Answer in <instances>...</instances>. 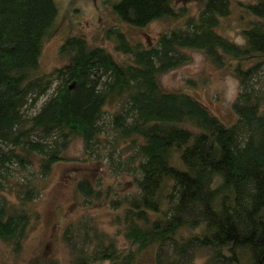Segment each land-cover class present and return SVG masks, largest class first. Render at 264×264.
Returning a JSON list of instances; mask_svg holds the SVG:
<instances>
[{"label": "trees", "instance_id": "obj_1", "mask_svg": "<svg viewBox=\"0 0 264 264\" xmlns=\"http://www.w3.org/2000/svg\"><path fill=\"white\" fill-rule=\"evenodd\" d=\"M107 2L134 28L190 15L172 0ZM239 6L250 16L244 45L218 30L233 0H203L197 17L152 48L133 44L118 28L108 31L128 62L71 32L61 47L68 64L40 74L45 41L58 26L57 0H0V146L9 148L0 149V173L36 156L49 176L75 138L87 155L97 154L112 109L119 149L113 169L133 177L134 192L122 182L105 189L78 181L85 201L109 202L116 232L89 220L68 225L63 241L72 264H195L199 250L212 251L214 264H264V0ZM193 51L239 80L235 123L222 122L188 93L162 88L160 77L190 63ZM1 178L0 242L21 251L39 217L30 210L38 189L13 203L2 195Z\"/></svg>", "mask_w": 264, "mask_h": 264}, {"label": "rangeland", "instance_id": "obj_2", "mask_svg": "<svg viewBox=\"0 0 264 264\" xmlns=\"http://www.w3.org/2000/svg\"><path fill=\"white\" fill-rule=\"evenodd\" d=\"M172 1L177 9L186 7L190 15L178 20L155 21L145 28H134L117 19L107 0H57L60 7L57 30L45 41L38 73H51L68 64L67 58L61 55V47L71 32L86 38L94 46L106 48L120 62H128L125 56L116 52L115 42L108 38V31L118 28L133 44L140 43L146 48L155 47L163 34L185 27L190 16L197 17L203 5V0ZM258 1L233 0L232 13L223 20L219 32L232 41L246 44L242 31L247 28L250 16L239 5ZM190 55V63L160 77L162 88L169 92L188 93L206 105L222 122L227 125L235 123L237 117L233 104L239 94L240 85L232 69L217 68L200 51H193ZM259 81L262 84L264 82V67ZM44 100L40 101L37 108L27 109V117L33 116ZM113 113L112 109H108L104 123L106 136L97 154L87 155L83 141L75 138L68 146L66 160L55 163L49 176L42 175L40 159L36 156H31L32 162L25 167L10 164L1 170L4 185L2 195L9 201L18 203L19 197H23L27 191L33 187L38 189L39 194L30 210L36 213V217L39 214V217L33 219L21 251H17L13 244L0 242V264H72L71 252L63 241V234L68 225L78 224L80 220H89L111 233L116 232L113 225L115 213L109 202H87L76 188L79 180L87 178L94 186L99 185L105 189L106 186L115 187L122 182L126 189L132 192L136 190L131 174L119 176L113 169L112 153L119 150L117 148L114 151L113 148ZM0 149L9 150L6 145L0 146ZM124 149L126 158L130 153ZM212 254L209 250L197 251L195 264H214ZM143 264L152 262L146 261Z\"/></svg>", "mask_w": 264, "mask_h": 264}]
</instances>
